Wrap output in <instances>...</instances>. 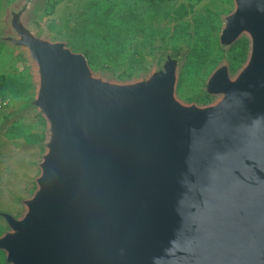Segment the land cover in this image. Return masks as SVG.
I'll list each match as a JSON object with an SVG mask.
<instances>
[{"label": "water", "instance_id": "obj_1", "mask_svg": "<svg viewBox=\"0 0 264 264\" xmlns=\"http://www.w3.org/2000/svg\"><path fill=\"white\" fill-rule=\"evenodd\" d=\"M35 64L46 122L36 189L0 212L9 264H264V0H233L218 42L248 39L243 65L208 76L204 107L174 98L178 58L146 78L91 75L62 42L11 12Z\"/></svg>", "mask_w": 264, "mask_h": 264}, {"label": "rangeland", "instance_id": "obj_2", "mask_svg": "<svg viewBox=\"0 0 264 264\" xmlns=\"http://www.w3.org/2000/svg\"><path fill=\"white\" fill-rule=\"evenodd\" d=\"M167 1L165 7L183 3L190 4L191 10L181 19L154 20L153 26L144 28L142 33L122 36L123 46L119 48L115 39L120 11L136 12L138 18L154 13L147 0H0V75L30 84L20 96L8 97V105L0 110V212L14 218L23 214V201L36 189L35 178L47 135L45 119L32 104L37 85L35 64L25 47L7 40L16 38L10 26L11 12H17L21 24L35 36L62 42L74 53L87 50L91 57L87 56L85 61L91 75L104 81L141 80L159 68L165 55L178 58L174 98L183 105H211L220 97L205 91L212 70L226 64L232 77L248 53L244 33L239 36L247 41L244 54L238 46L230 49L218 42L223 19L232 11L233 0ZM103 30L108 32L105 36L108 41L102 40ZM213 37L217 42L213 43ZM212 58L216 59L213 65ZM39 134L43 135L42 142L37 140ZM22 137L34 142L26 144ZM8 230L0 215V235Z\"/></svg>", "mask_w": 264, "mask_h": 264}, {"label": "trees", "instance_id": "obj_3", "mask_svg": "<svg viewBox=\"0 0 264 264\" xmlns=\"http://www.w3.org/2000/svg\"><path fill=\"white\" fill-rule=\"evenodd\" d=\"M149 3V6H153L154 13H146L143 15V17L138 18V14L136 12H130L128 11L127 14H124L123 11H120L119 13V23L117 25V31L116 35L118 36L115 41V45L118 46L119 48H122L123 43L121 41L122 36L127 35L128 33L137 34V33H142L144 31V28L152 27L154 20L158 22L163 19H168L169 17L175 20L181 19L187 15L188 12L191 10V5L190 4H183V3H178L173 7H165L167 6L168 1L167 0H147ZM133 8V7H132ZM145 9V8H144ZM142 9H140L141 11ZM144 11V10H143ZM161 12V15L159 16L158 13ZM96 19H99L98 17ZM98 24H102V21L97 20ZM101 25V26H102ZM103 36L102 40L103 41H108V39L105 37L108 32L105 30L102 31ZM112 40V39H111ZM213 43L217 42V38L213 37L212 39ZM247 44L246 39L238 37L233 43L228 45V48L233 47H239L244 54L245 46ZM82 55L84 58H90L91 55L88 53L87 50L82 49ZM207 56L204 57V59ZM211 64L213 65L216 62V59L212 58L210 59ZM229 69V68H228ZM30 87V84L18 80L16 77H7V76H2L0 75V95L2 96H8V97H17L26 92L28 88ZM24 141L26 144L33 143L34 139L28 138V137H22L20 138ZM38 142H42L43 140V135L39 134L37 138ZM36 140V141H37ZM0 264H9L5 262V256L2 250H0Z\"/></svg>", "mask_w": 264, "mask_h": 264}, {"label": "built area", "instance_id": "obj_4", "mask_svg": "<svg viewBox=\"0 0 264 264\" xmlns=\"http://www.w3.org/2000/svg\"><path fill=\"white\" fill-rule=\"evenodd\" d=\"M9 103L8 96H2L0 95V110L4 109Z\"/></svg>", "mask_w": 264, "mask_h": 264}]
</instances>
